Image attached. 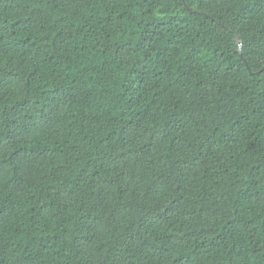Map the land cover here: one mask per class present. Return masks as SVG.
<instances>
[{
	"label": "trees",
	"instance_id": "1",
	"mask_svg": "<svg viewBox=\"0 0 264 264\" xmlns=\"http://www.w3.org/2000/svg\"><path fill=\"white\" fill-rule=\"evenodd\" d=\"M0 264H264V0H0Z\"/></svg>",
	"mask_w": 264,
	"mask_h": 264
},
{
	"label": "water",
	"instance_id": "2",
	"mask_svg": "<svg viewBox=\"0 0 264 264\" xmlns=\"http://www.w3.org/2000/svg\"><path fill=\"white\" fill-rule=\"evenodd\" d=\"M235 41H236L237 45L239 46V51H240V49H241V42H240L238 36H235Z\"/></svg>",
	"mask_w": 264,
	"mask_h": 264
}]
</instances>
